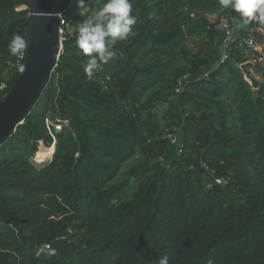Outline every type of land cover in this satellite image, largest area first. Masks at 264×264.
Returning a JSON list of instances; mask_svg holds the SVG:
<instances>
[{
  "label": "trees",
  "instance_id": "obj_1",
  "mask_svg": "<svg viewBox=\"0 0 264 264\" xmlns=\"http://www.w3.org/2000/svg\"><path fill=\"white\" fill-rule=\"evenodd\" d=\"M130 2L135 35L91 78L67 35L0 145V264H264V21L238 14L221 61L224 35L208 18L227 17L219 0ZM33 4L0 0V103L26 63L7 45L28 40ZM56 9L67 34L78 9ZM194 37L218 53L204 78L213 62L187 51ZM46 118L68 126L51 136ZM175 130L180 155L164 137ZM41 145L54 147L44 159Z\"/></svg>",
  "mask_w": 264,
  "mask_h": 264
},
{
  "label": "clouds",
  "instance_id": "obj_2",
  "mask_svg": "<svg viewBox=\"0 0 264 264\" xmlns=\"http://www.w3.org/2000/svg\"><path fill=\"white\" fill-rule=\"evenodd\" d=\"M71 3L78 9L80 19L68 23L67 35L74 38L79 54L85 57L84 73L91 78L116 55V45L135 35L137 16L130 0H71ZM219 4L222 10L240 14L244 23L253 19L264 21V0H219ZM28 47L29 41L19 33H14L7 45L13 57ZM158 264H169L168 257L160 258Z\"/></svg>",
  "mask_w": 264,
  "mask_h": 264
},
{
  "label": "water",
  "instance_id": "obj_3",
  "mask_svg": "<svg viewBox=\"0 0 264 264\" xmlns=\"http://www.w3.org/2000/svg\"><path fill=\"white\" fill-rule=\"evenodd\" d=\"M56 11V0H34L28 41L30 47L31 34L33 29L36 28L38 33V52L37 56L32 59V68L21 92L3 110L4 112L8 108L0 116V145L16 130L17 126L22 123L25 116L36 104L56 66L57 59L61 53L57 35ZM29 47L27 49L26 63L14 82L10 93L2 100L0 105L11 96L15 84L28 64Z\"/></svg>",
  "mask_w": 264,
  "mask_h": 264
},
{
  "label": "built area",
  "instance_id": "obj_4",
  "mask_svg": "<svg viewBox=\"0 0 264 264\" xmlns=\"http://www.w3.org/2000/svg\"><path fill=\"white\" fill-rule=\"evenodd\" d=\"M55 18H56V22H57V35H58V43H59V48L60 50H62V43L64 41H66L67 39V34H66V31H65V28H64V17H63V14L60 12V11H56L55 12ZM215 29L222 32L223 35H224V38H223V42H222V45H221V58L220 60L221 61H224L227 59V52H226V49L229 47V44L232 40V36H233V27L230 25L229 23V20L227 17L225 16H219L216 18L215 20V25H214ZM247 45L251 48L254 47L253 45V40L251 38L247 39L246 41ZM17 60L20 61L22 60L23 58V53L19 56H16ZM188 77L187 76H184L182 78H180L178 81H177V86L175 88V92L176 93H179L182 89V82L184 80H186ZM0 87H3V85H1ZM45 123H46V128H47V131L49 133V135L53 136L52 135V128L56 131L60 130L62 126H68V121L66 120H59V119H54L53 121L50 119V118H46L45 119ZM168 142L174 146L175 150H176V153L178 155H180L182 153V143L180 141V137L178 135V132L175 130L174 132H170V133H167L165 136H164ZM214 182L217 184V185H223L224 184V181L219 178V177H215L214 178Z\"/></svg>",
  "mask_w": 264,
  "mask_h": 264
},
{
  "label": "rangeland",
  "instance_id": "obj_5",
  "mask_svg": "<svg viewBox=\"0 0 264 264\" xmlns=\"http://www.w3.org/2000/svg\"><path fill=\"white\" fill-rule=\"evenodd\" d=\"M21 8H24V7H21ZM209 20L211 21V23H214L217 16H208ZM227 18L230 20V23L232 24L231 26L234 28L237 26L238 24V21H237V18H238V13H234L232 12L231 10H228L227 11ZM211 46L212 43H211ZM214 47V46H213ZM186 48H187V51L192 55V54H196L197 52L199 51H205V57L210 61V62H213L214 60H216L217 56H218V53L216 51V48L213 49L212 47L208 46L206 44V41L203 40V39H200V38H197V37H194L192 39H188L186 41ZM216 67V62H213L211 64H209L208 66H205V67H202L198 73L199 77L200 78H204L207 76V74L213 70L214 68ZM15 102V101H14ZM13 102V103H14ZM8 109V108H7ZM6 109V110H7ZM5 110V111H6ZM4 111V112H5ZM4 112L0 115L2 116L4 114ZM52 120V119H51ZM53 121V120H52ZM53 147H49V148H45L43 147L42 145L40 146V149H39V153L40 156L42 155V153L47 156H50L51 153L53 152ZM37 155V153H36ZM39 155V154H38ZM35 158H37V156H35Z\"/></svg>",
  "mask_w": 264,
  "mask_h": 264
},
{
  "label": "bare ground",
  "instance_id": "obj_6",
  "mask_svg": "<svg viewBox=\"0 0 264 264\" xmlns=\"http://www.w3.org/2000/svg\"><path fill=\"white\" fill-rule=\"evenodd\" d=\"M37 29L34 28L31 34V38H30V47L28 50V58H29V62L28 64L25 66V69L23 71V73L21 74L20 78L18 79L17 83L15 84L12 94L11 96H9L1 105H0V114L3 112V110L12 102V100L21 92L25 81L30 73V70L32 68V59L35 58L37 56V52H38V46H37ZM47 155L43 154L41 156H39L38 159H44L46 158Z\"/></svg>",
  "mask_w": 264,
  "mask_h": 264
}]
</instances>
